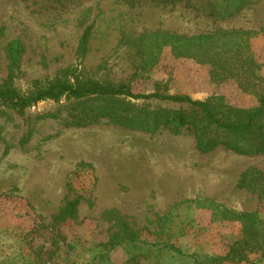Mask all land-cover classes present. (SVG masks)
I'll list each match as a JSON object with an SVG mask.
<instances>
[{"label": "rangeland", "instance_id": "374dc122", "mask_svg": "<svg viewBox=\"0 0 264 264\" xmlns=\"http://www.w3.org/2000/svg\"><path fill=\"white\" fill-rule=\"evenodd\" d=\"M212 1L0 0V84L25 90L67 70L128 84L135 93L218 95L232 106L254 105L233 81H212L206 65L175 58L167 48L143 63L147 54L139 47L152 31L244 30L253 33L251 50L264 78V0L221 19L210 16ZM87 26L88 48L80 53ZM12 39L23 47L14 66L6 56ZM102 107L127 116L191 111L122 96L43 101L20 112L0 106V264H193L170 246L208 259L240 235V223L216 216L215 207L218 213L256 211L264 232L263 154L222 146L201 152L190 126L148 133L108 118L76 124ZM75 196L81 197L75 214L60 222ZM259 256L223 264H250Z\"/></svg>", "mask_w": 264, "mask_h": 264}, {"label": "trees", "instance_id": "16d2710c", "mask_svg": "<svg viewBox=\"0 0 264 264\" xmlns=\"http://www.w3.org/2000/svg\"><path fill=\"white\" fill-rule=\"evenodd\" d=\"M256 0H215L209 4V14L215 18H228L237 14L244 6ZM91 26L81 33L77 49L84 53L88 48ZM253 33L244 30L214 31L191 35L165 31H152L142 37L141 46L146 51L144 62L154 61L163 48L175 58L192 59L208 67L209 78L215 82L233 81L244 93L255 98L250 106H232L218 95L193 99L187 94L152 91L135 93L128 84L114 83L70 75L60 71L51 78L37 79L29 88L21 90L11 82L0 84V106L23 111L39 102H59L62 99H81L91 96H122L132 100L166 101L187 105L191 111L164 108L145 109L134 115H122L115 108L91 109L85 119L76 124H89L100 118H108L114 124L132 130L154 133L161 127L176 129L190 126L196 148L207 152L217 146L242 155H264V78L259 63L251 50ZM23 51L17 39L7 43L6 56L14 66ZM11 80V76L9 77ZM260 193H264V182ZM80 196L68 200L61 209L58 220L63 222L75 214ZM214 204V203H212ZM216 216L237 221L241 225L240 235L232 240L222 255L200 259L184 254L179 248L170 246L176 253L192 258L193 264H223L247 261L249 255L259 253V260L250 264H264V232L256 211L235 212L223 208ZM121 230L125 224L121 223ZM114 242V241H113ZM113 242H110L114 247Z\"/></svg>", "mask_w": 264, "mask_h": 264}]
</instances>
